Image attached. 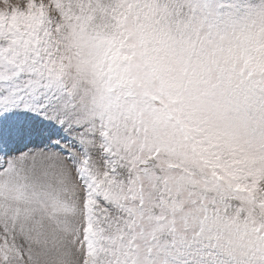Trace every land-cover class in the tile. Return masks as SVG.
<instances>
[{"label":"snow or ice","instance_id":"1","mask_svg":"<svg viewBox=\"0 0 264 264\" xmlns=\"http://www.w3.org/2000/svg\"><path fill=\"white\" fill-rule=\"evenodd\" d=\"M0 264H264V0H0Z\"/></svg>","mask_w":264,"mask_h":264}]
</instances>
